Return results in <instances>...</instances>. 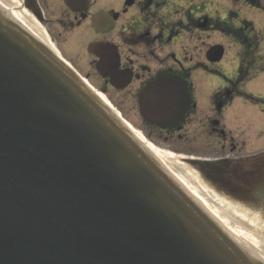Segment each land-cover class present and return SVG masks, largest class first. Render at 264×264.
I'll list each match as a JSON object with an SVG mask.
<instances>
[{"label": "water", "instance_id": "obj_1", "mask_svg": "<svg viewBox=\"0 0 264 264\" xmlns=\"http://www.w3.org/2000/svg\"><path fill=\"white\" fill-rule=\"evenodd\" d=\"M142 96L164 127L190 102L171 78ZM192 194L0 8V264H264Z\"/></svg>", "mask_w": 264, "mask_h": 264}, {"label": "flooded vegetation", "instance_id": "obj_2", "mask_svg": "<svg viewBox=\"0 0 264 264\" xmlns=\"http://www.w3.org/2000/svg\"><path fill=\"white\" fill-rule=\"evenodd\" d=\"M1 2L88 65L90 44L114 48L143 122L139 92L180 76L195 105L172 128L147 123L146 135L186 154L222 197L264 209V0Z\"/></svg>", "mask_w": 264, "mask_h": 264}, {"label": "bare ground", "instance_id": "obj_3", "mask_svg": "<svg viewBox=\"0 0 264 264\" xmlns=\"http://www.w3.org/2000/svg\"><path fill=\"white\" fill-rule=\"evenodd\" d=\"M16 17L21 20L23 23H25L28 26H34L31 22L27 21L24 16L20 13L15 14ZM35 27V26H34ZM37 28V27H35ZM35 28H32L34 32L37 30ZM39 32V31H38ZM39 37L43 38L45 35L41 34L39 32ZM46 38V37H45ZM48 44L53 46L50 42L45 40ZM55 51L59 53V51L53 46ZM61 55V54H60ZM62 56V55H61ZM63 57V56H62ZM99 95L115 110L119 115L121 113L114 107V105L108 100V98L100 91ZM122 116V115H121ZM123 117V116H122ZM124 118V117H123ZM128 122V121H127ZM131 127V129L135 132V134L147 144L151 150L155 152V154L165 163H170L172 166H170L171 170L175 173V175L189 188V190L203 203L205 206L209 208V210L218 217L230 230H232L234 233H236L238 236L243 238L246 242L249 244H252L255 248H257L258 251L262 254L264 257V230H260V228L257 227H263L261 224L259 226L255 227L252 224H249L245 221H243V217L241 216L244 212L242 209H239L238 207H234L236 210V214L233 213V210L231 208H227L226 203L223 201H220L219 199H214V196L205 189V186L197 180L195 173L191 172L187 167H183L176 163L174 161L173 157H175L173 152L165 151L159 147H157L155 144H152L150 141H148L145 136L137 130L133 125L128 123ZM172 158V159H171ZM237 205V204H236ZM238 206H240L238 204ZM240 211H242L241 214ZM242 217V218H241Z\"/></svg>", "mask_w": 264, "mask_h": 264}, {"label": "rangeland", "instance_id": "obj_4", "mask_svg": "<svg viewBox=\"0 0 264 264\" xmlns=\"http://www.w3.org/2000/svg\"><path fill=\"white\" fill-rule=\"evenodd\" d=\"M55 43V42H54ZM56 44V43H55ZM65 58L73 64V66L83 75L87 76L90 81L97 86V88L101 90H105L107 93V96L112 100V102L115 104V106L121 110L124 117L130 121L136 128L142 130L144 132L145 130V123L140 118V115L136 112L137 107L135 104V101L133 98H131L127 93L119 92L114 90L113 88L109 87L106 82L95 72L94 68L91 65H88V61L86 58H75V55L68 51H62ZM189 168V167H188ZM190 171L194 170L192 168H189ZM195 173V172H194ZM209 189H212L211 186L204 183ZM219 195V194H218ZM226 204L227 208H231L233 210V213H236V210L234 207H238L239 209L244 210L243 214L241 215L243 217V221L254 225L255 227L259 226L261 224L263 227H257L260 228V230H264V209H260L259 207L251 206V205H245L241 202H237L235 200L227 199L226 197H222V195H219ZM237 203V205H236ZM238 204L240 206H238ZM240 211L239 214L242 213ZM241 217V218H242Z\"/></svg>", "mask_w": 264, "mask_h": 264}]
</instances>
